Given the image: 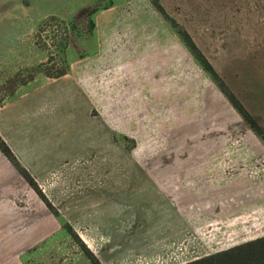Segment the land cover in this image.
<instances>
[{
    "label": "rangeland",
    "instance_id": "1",
    "mask_svg": "<svg viewBox=\"0 0 264 264\" xmlns=\"http://www.w3.org/2000/svg\"><path fill=\"white\" fill-rule=\"evenodd\" d=\"M165 3L264 126V0ZM98 4L109 6L91 17L96 26L89 33L78 15ZM52 16L57 20L44 23ZM66 40L65 87L46 70L63 66L59 48ZM163 71L189 106L183 118L179 97L171 99V123L196 120L201 132L173 137L155 129V143L139 145L129 118L159 107L148 87L160 88L154 75ZM0 133L59 211L49 210L0 151L4 264H93L86 248L100 264H186L264 237V142L150 0H0ZM193 137L200 146L183 144ZM158 138L199 152L201 201L192 207L187 201L183 214H153L146 224L122 204L133 172L143 168L137 146L152 152ZM160 196L139 193L135 209L150 213L148 205L169 203Z\"/></svg>",
    "mask_w": 264,
    "mask_h": 264
},
{
    "label": "crops",
    "instance_id": "2",
    "mask_svg": "<svg viewBox=\"0 0 264 264\" xmlns=\"http://www.w3.org/2000/svg\"><path fill=\"white\" fill-rule=\"evenodd\" d=\"M165 1L166 0H163L162 3L164 4ZM165 4L164 6L166 7ZM153 59H151V65L155 66L158 63H155L154 60L156 59ZM168 74V71H163L162 74L154 75V77H157V89L160 87L157 91L148 87V89L152 91V96L159 101V107H154V105H151L148 108L147 106L139 108L138 110H135L134 115H131L129 118L130 125L135 132L133 134V137L136 138L137 144L139 145L141 142H143L142 144L148 146L154 144L155 129H164L173 137H177L182 132V130H184L183 132H185V130H191L192 132H189L192 135H195L196 132H201L198 121L196 120H193L192 122L191 120L186 121L184 119V122H182L180 126H176L171 123V115L168 114H170L175 108L172 109V105L166 106V104H169L171 99L174 100L176 96L179 97L177 99L178 104H176V106L177 111L183 115V118H185L184 112L189 106L186 105V94L184 90H174L169 88ZM68 75L70 74L68 73L60 78H57V81H61L62 84H64L62 81H65L66 87V83H68L67 80H69L66 79ZM146 77L147 74L145 75V78ZM183 79L184 76L181 77V80ZM146 80L147 82H149L150 79L147 78ZM150 81L151 84H154L152 79ZM149 90H147L146 94L149 93ZM160 102H162L163 105H160ZM190 110H194L195 112L194 107ZM144 112L146 114L145 116ZM154 113L158 114L157 118H155ZM163 117H166L165 120L161 119ZM144 118H146L145 121ZM155 119H157V123H155ZM125 139H127V137H125ZM189 143L196 144L197 146L201 145L200 140L196 141L194 137L190 138V140L184 142L183 144H188V147L190 148ZM156 146L157 148L153 149L154 151L152 152L146 151L145 148H143V151L138 152L140 146L139 148L137 146V151L134 152V155L137 160L143 165V168H138L135 172H133L132 176L135 177V179L132 180V182L134 183L133 185H131L129 202L126 204L121 203L124 209L135 211L136 216L137 214H140L144 217L142 219H147L145 221L146 224L153 222V214H155V218H159L160 216L163 217L166 214L168 215V217H170L171 214H175L174 212H171L173 211V209H176L178 210V213L183 214L184 212L182 211V209L188 208L186 205L187 201L189 202L190 207L196 206V204L201 201V197H199L201 196V193H198L200 191L196 189L197 185L202 183V178L200 175L202 169H200L199 164H196L197 160L201 161V155H199V152H194V154L183 152L186 149L184 145L182 147H175L176 145L169 146L168 142L165 143L162 138H158V140L156 141ZM164 150H169V152H165ZM192 162L193 164H191ZM139 193H160L161 196L159 199L166 200V202L169 199L170 201L168 204L165 203L164 205H162L161 203L158 208H154L148 205V207H150L148 208L151 211L150 213L146 211L143 212L141 210L139 211L138 209H135L138 207V204L136 202H139ZM197 193L199 200H197V198L192 200ZM156 209L157 212H154ZM160 210L163 211L162 215ZM158 211L160 212L159 214ZM173 217L176 218V216ZM0 264H4L3 261L0 262Z\"/></svg>",
    "mask_w": 264,
    "mask_h": 264
},
{
    "label": "trees",
    "instance_id": "3",
    "mask_svg": "<svg viewBox=\"0 0 264 264\" xmlns=\"http://www.w3.org/2000/svg\"><path fill=\"white\" fill-rule=\"evenodd\" d=\"M155 9L161 14V16L169 23L174 32L179 36V38L184 42L189 51L192 53L194 58L198 61L204 71H206L212 78L214 83L217 85L219 90L223 93L229 103L233 108L239 113L243 118L245 123L251 128V130L264 142V126L256 119V117L251 113V111L246 107L244 102L238 97V95L233 91L230 85L227 83L225 78L217 71L215 66L202 51V49L197 45L193 39L190 32L175 18L173 17L161 0H150ZM109 6V5H108ZM108 6L102 7L100 4L95 5L90 8L83 9L78 17L85 18L84 22L89 23L88 32L92 33L95 29V21L91 20V17L96 14L99 10L105 9ZM56 17L52 16L49 20H45L44 23L50 24ZM76 23L73 22L70 26L71 30L76 29ZM44 25L40 26L39 31H44ZM68 47V40H66L59 51L61 52V63L63 66L57 68L56 70H46V75L49 78H60L70 71V66L65 58V52ZM0 151L2 154L12 163L17 172L23 177V179L30 185V187L37 192L41 199L45 202L49 210L55 214H58V210L54 205L48 200V198L42 193L41 188L30 173V171L23 165L21 160L15 154L11 146L4 139L0 133ZM65 229L68 233L74 237L75 231L69 222L64 223ZM86 248V246H85ZM87 249V248H86ZM86 255L88 259L93 264H100L99 259L94 255L89 249L86 250ZM186 264H264V237L237 245L230 249L220 251L202 258H198L194 261L188 262Z\"/></svg>",
    "mask_w": 264,
    "mask_h": 264
}]
</instances>
